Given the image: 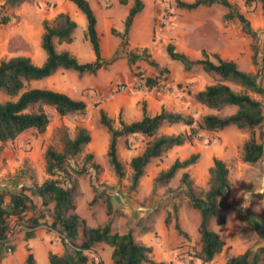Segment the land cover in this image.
<instances>
[{"label": "trees", "instance_id": "trees-1", "mask_svg": "<svg viewBox=\"0 0 264 264\" xmlns=\"http://www.w3.org/2000/svg\"><path fill=\"white\" fill-rule=\"evenodd\" d=\"M25 1L5 0V4L15 7ZM69 1L85 17V38L93 51L94 60L80 63L67 51H55L52 39L69 42L71 31L75 27V22L66 14L58 13L51 21L42 20L43 32L40 47L46 57L41 65H35L26 55L0 58V94L4 96V99L0 100V145L12 141L29 129L42 134L50 121V113L64 116L82 115L85 112L83 101L73 99L62 92L31 87L30 81L47 77L58 68L74 70L79 74L94 73L98 68L114 60V57L110 59L100 57L95 16L88 2L86 0ZM132 1L123 21L122 32L110 30L111 34L119 37L121 47L126 44L127 32L134 15L142 8L141 0ZM119 2L124 3L125 0H119ZM211 3H218L226 8L227 12L223 14V19H235L241 32L253 41H257V32L228 0H193L191 2L176 0V5L185 9ZM243 4L245 6L257 4L264 23V0H243ZM7 21L8 17L2 15L0 11V24ZM252 49L251 62L261 67L262 63L257 61V55L260 52L255 43ZM165 52L170 59L178 61L185 70L198 65L203 72L212 77L211 83L192 94L197 104L216 112L227 106H233L235 109L225 115L205 113L194 119L191 115L168 111L162 106L158 112L149 115L142 104L139 119L124 122L119 115L117 127L113 126L112 119L99 110V123L108 133L105 154L114 175L117 178L124 176V167L116 150L117 139L126 138L132 134L137 135L143 145L140 152L129 159L128 165L131 170L129 190H135L147 164L152 159L160 158L174 146L199 139L204 131H218L231 126L246 131L248 135L242 142L240 159L249 164L260 160L264 155V132H258L257 135L254 132L262 125L264 113L262 102L255 96L264 97V88L258 81L257 73L243 71L234 61L222 58L216 53L208 55L204 50L200 51V58L194 60L175 51L170 43L166 44ZM138 59L145 60L149 65L158 68L157 63L149 59L144 50L139 53L131 51L127 53L128 64ZM158 82L159 79L156 78L144 79L148 89L157 85ZM226 82L238 86L239 90H232ZM172 124H181L188 128L176 134L158 133L162 125ZM58 131L61 148L56 150L49 145L45 147L43 153L44 170L49 178L44 179L40 185H22L17 191H0V261L6 253H12L15 249L13 239L9 238L10 235L21 231L24 240L32 238L34 230L44 224V216L49 214V228L62 235L63 247L66 246L64 241L66 240L71 249L70 251L63 249L62 253L48 250L47 264H103L101 261L89 260L83 253L92 250L99 242L111 248L110 264H164L154 262L150 258V248L135 241L130 231L123 234L112 232L110 221L102 226L89 227L75 212L76 186L68 180V174L60 170L68 159L81 152L83 146L89 141V134L83 126H76L72 136H69L64 127ZM91 156V154H85V159L88 160ZM197 159V153H191L181 160L174 159L166 169L158 172L153 182L167 183L177 170L194 164ZM211 162V166L207 169V188L202 195L195 192L192 180L186 171L180 174L178 185L188 197L190 205L199 212L197 225L199 239L195 257L203 263H209L221 251L223 245L218 233L208 227L209 221L213 219L217 225H222L224 223L222 210L230 207L227 201L230 193L228 168L223 160L215 156L212 157ZM92 165L93 168L98 167V164ZM61 177L64 182L61 181ZM31 196L39 198L38 205L32 201ZM107 198L108 195L105 196V199ZM106 207L108 211L109 205L107 204ZM167 215L165 223H167ZM174 228L177 233L186 235L179 229L177 221L174 222ZM25 251L23 264H36L30 249L25 247ZM225 264H264V244L255 249H246L238 255L228 256Z\"/></svg>", "mask_w": 264, "mask_h": 264}, {"label": "crops", "instance_id": "crops-1", "mask_svg": "<svg viewBox=\"0 0 264 264\" xmlns=\"http://www.w3.org/2000/svg\"><path fill=\"white\" fill-rule=\"evenodd\" d=\"M86 1L95 16V30L98 37L100 57L102 59H110L116 56V58L106 66L98 68L94 73L85 72L79 74L72 70L77 73L73 74L70 69L58 68L47 77L30 81V86L62 92L73 99L81 100L85 103L84 115H80L82 118L81 126L89 134L86 153L92 156H99V154L106 155L105 152L108 143V133L99 123V110H102L108 118L112 119L113 124L117 123L119 115L124 122L139 119L142 104H144L145 110L149 115L158 112L161 106L166 110L185 113L182 100L173 98L174 104L173 108H171L169 107L170 101L167 95L152 88L146 89L141 85L132 91L115 92L113 90V86L116 83L125 82L132 84L137 81L142 82L146 77L162 79L163 82L170 84L173 81H178L182 77H186L187 74L185 73H188L189 70H185L182 66L180 67L174 62L175 60L167 56L165 52L166 44H172L175 51L183 53L192 60L200 58V51L204 50L208 55L210 53H216L222 58L233 61V58L224 50L228 46L232 48L237 44L236 39L229 34L231 29L229 23L232 21L223 19L224 12L215 6L216 3L199 5L193 9H185L178 7L176 0H141L142 8L134 15L127 32L126 44L124 48H121L119 46V38L111 34L110 30H122L124 17L133 1L125 0L124 3H120L119 0ZM180 1L191 2L193 0ZM37 2V5H34V9L30 11L33 17L38 18L37 20L35 19L36 22L33 28H29L28 24L22 28V37L25 41L26 49L20 53H6L7 56H4L5 54L1 52L2 41L0 40V58L26 55L35 65H41L46 57L40 47V38L43 32L41 22L42 20L51 21L56 14L64 13L69 19L75 22V27L71 31V40L69 42H60L56 38L52 39L55 51H67L80 63L92 62L94 60V54L84 33L86 20L76 6L69 0H39ZM228 2L233 4L234 0H228ZM112 5H114V10L110 9ZM116 9L119 12L118 14L115 13ZM160 16H163V18L159 21L158 18ZM204 28L208 30L211 28L213 34L218 38L209 40L208 37H203L202 32ZM77 30L82 33L80 35L81 41L76 40L74 36ZM141 50L145 51L149 59L157 63L158 68H154L142 59L135 60L131 64L127 63V53L129 51L139 53ZM207 84L209 83L205 85ZM205 109L209 110V112L211 111L210 109ZM90 124L92 125V129H95L94 131L90 130ZM161 127V134L181 133L188 128L181 124L162 125ZM229 128L231 129L232 127L226 129ZM226 129L217 131L215 134L224 136ZM27 131L32 130H26L12 141L7 142L10 143V146H7L10 150L4 147L3 152L0 153L1 158L2 156L11 155L12 151H14L16 158L19 156V160L15 159L13 167L11 164L7 165L9 168L0 167V177L5 175L11 177L15 173V169L22 162L20 156L22 158L24 156H43L45 145L42 144L40 136L30 137L28 140L23 141L25 136H29L30 134ZM118 139L117 142L119 141ZM25 146L27 149L24 152L23 147ZM172 148L187 150V155L178 158L179 160L187 157L191 153L198 154L197 161L184 169H180L181 171H186L192 178L207 174V169L211 166V159L213 157L208 156V153H212L213 150H202L198 139H194L191 142H184ZM116 150H119L117 143ZM139 152L128 150V156L131 157ZM214 156L223 160L226 164L230 160V156H224L223 154L221 156ZM12 160L9 159L8 164L12 163ZM30 161L33 163L31 158H29ZM156 174L155 172H146L145 168L143 176L140 177L135 187L134 195L132 194L130 195V199H126L129 201L125 204V207L129 210L128 214L138 217V219H146L144 226L131 234L135 241L150 248V258L154 262L179 264L180 259L189 254L190 249H192L191 246H195L198 249L199 234L196 236L185 228L184 224L187 223L185 216L183 218H178L177 216L176 218L179 229L186 234L185 236L177 233L173 221H167L165 223V214L169 210L164 204L172 198L171 195L174 192L162 194L163 187L154 189L152 184ZM32 181L35 185H40L43 179L40 176L39 179L33 176L30 180L25 177L17 178L13 176V179L10 181L0 182V191H17L20 186L30 185ZM31 199L35 204H39L38 197L31 196ZM138 203L143 204L140 205ZM157 207L159 209L155 211ZM163 208L166 210L165 213L161 212ZM153 212L157 213L151 215ZM43 235L39 229H35L32 238L22 239L20 241L30 249L36 264H40L39 258L41 264H47L49 241ZM221 240L223 242L221 251L209 263H203L197 257L193 256L191 264H225L228 256L238 255L246 249H255L257 246L264 244L263 238V240L261 239L255 242L253 246H247L244 237L237 236L234 233L230 234L228 230L225 231V238ZM17 242L15 240V249L12 252L14 257H16L14 262L23 264L25 254H23L20 246L17 245ZM55 249V252L58 253L59 247ZM110 252L111 248L108 245L99 242L92 250L84 251L83 253L88 255L89 260L93 259L95 262L101 261L103 264H110ZM3 260L4 258L1 259L0 264H7Z\"/></svg>", "mask_w": 264, "mask_h": 264}, {"label": "rangeland", "instance_id": "rangeland-1", "mask_svg": "<svg viewBox=\"0 0 264 264\" xmlns=\"http://www.w3.org/2000/svg\"><path fill=\"white\" fill-rule=\"evenodd\" d=\"M37 1L39 0H26L18 6L10 7L5 4V0H0V11L2 12V15H6L8 17V21L6 23L0 24V40L2 41L1 52L5 54L4 56H7L6 53L15 54L26 49V44L22 37V28L26 24H28L29 28H33L34 23L38 18L33 17L30 11L34 9V5H37ZM233 5L249 21L251 28L257 32V41H253L250 37L242 33L238 22L233 19L230 20L233 23H229V25H231L229 34L231 37L233 36V38L236 39L237 44L232 48L228 46L224 50L233 58V61L239 69L257 73L258 81L264 88V23L259 6L257 4L245 6L243 4V0H234ZM215 6L224 13L227 12V9L220 4L216 3ZM110 9L114 10V5H112ZM115 11L116 14L119 13L117 9ZM158 20H161V16ZM122 30L117 32H122ZM202 34L203 37H208L209 40H215L218 38L213 34L211 28H209V30L204 28ZM80 35H82L81 31L77 30L74 35L76 40L81 41ZM114 36L119 38L116 35ZM148 37L150 40V35ZM254 43L260 52V54L257 55V61L262 63L261 67L258 64L253 65L251 62L253 50L252 45ZM113 57L114 59L116 58V56ZM174 62L180 67L182 66L178 61L176 62L175 60ZM188 70V73H185L187 74L186 77H182L178 81H173L171 84L165 83L162 79H159L160 82L164 83V88L160 92L167 95V98L170 101L169 107L173 108V98H178L183 101L182 105L183 110L185 111L184 114L191 115L194 119H197L200 115L208 113L209 110L197 105L192 98V94L206 83H211L213 79L210 75L204 73L198 65H194ZM71 72L73 74H77L72 70ZM226 83L232 90H239L238 86L233 83ZM255 97L262 102L264 113V97ZM3 99L4 96L0 94V100ZM234 109L235 108L233 106H227L218 112L213 110L210 112L225 115L233 112ZM50 114V121L47 124L45 131L42 134H37L34 131H27L30 134L29 136H25L23 141L28 140L30 137L40 136L41 142L45 145V147L50 145L56 150H59L61 148V144L59 141L60 133L58 130L61 129V127H64L69 136H72L74 134L75 127L81 126L82 118L80 114H71L59 117L54 115V113ZM113 125L118 126V123H114ZM90 126V130L94 131L95 129H92L91 124ZM161 131L162 127L158 129V133L160 134ZM215 132L217 131L202 132L198 142L202 150H213L212 153H208V156H221V154L224 156H230V160L227 164L225 163L228 168V180L230 182V193L227 198L230 207L222 210V214L224 216V223L222 225H217L215 221L211 219L208 227L217 232L221 239L225 238V231L228 230L230 234L234 233L237 236L244 237L246 239L245 244L247 246H253L255 242L260 241L261 239L263 240L264 238V155L260 160L253 164L242 162L240 159V148L248 133L243 130H238L235 127L226 129L224 136L216 135ZM258 132H264V120L262 125L255 129V135H257ZM118 140L117 146L119 150H117V154L124 167V176L122 178H117L114 175L106 155L99 154V156H91L88 160L85 159V154H89L86 153L88 145H84L80 153L73 158L68 159L60 171L67 173L68 180L76 186L77 191L74 196L76 206L75 212L85 220L87 226H102L110 221V228L112 232L123 234L130 231L131 233H134L144 226L146 219H138V217L129 215V210L125 207V204H127L126 202H129L126 199H130V195L134 193V190H129L131 170L128 165V159L130 157L128 156V150L139 152L142 149L143 144L140 141V138L136 135H130L127 138L122 137ZM7 146H10V143L0 145V153L3 152V148ZM26 149V146L23 147L24 152ZM7 150H10V148ZM186 155L187 150L185 149H169L160 158L152 159L146 166V172H155L158 174L159 171L166 169L175 158H182ZM20 158L22 162L19 167L15 169V173H13L11 177L6 175L0 177V182L10 181L13 179V176L17 178L25 177L29 180L33 176L38 179L40 176L43 180L49 178L44 170L43 156H24L23 158L20 156ZM29 158L32 159L33 163H31V161L29 162ZM9 159L13 160L12 163L8 164ZM15 159L19 160V156L16 158L14 151H12L11 155L2 156L0 159V167L6 168L8 167L7 165L10 164L13 167ZM203 159L206 161L205 158ZM93 163L99 164L98 167L93 168ZM182 172L183 171L179 169L167 183L153 182L152 186L154 189L163 187L162 194L174 192L171 195L172 198L164 204L169 210L166 212V214H168L167 221L175 222L177 216L178 218H183L185 216L187 219V223L184 224L185 228L189 232L198 236L196 225L197 221H199V212L190 205L188 197L181 189L179 190L178 188L179 178ZM207 176V174L197 178L189 176L192 180L195 192L198 195H202L207 188ZM60 179L64 182L63 177ZM32 184L35 183L32 181ZM106 195H108L107 199H105ZM93 198L94 200H92ZM107 204L109 205L108 211L106 207ZM138 204L142 205L143 203ZM157 209L159 208L157 207L155 211ZM165 211L166 210L164 208L161 210L163 213H165ZM156 213L157 212H153L151 215H155ZM49 222V214H46L44 216V224L36 228L39 229L41 234H44V238L49 241V251L55 252L56 247H59V250L57 251L58 253H62L63 249L70 251L71 246L66 240H64L66 246L63 247V242L61 241L62 235L60 236L56 231L51 230L49 228ZM21 236V231L16 232L12 241L15 243V240H17V245L20 246L23 254H25L26 245L20 242L23 239ZM191 248L192 249H190L189 254L191 256H195L197 249L195 246H191ZM86 256L88 255L86 254ZM3 258V262H6L7 264L15 263L14 261L16 260L13 253H6ZM39 263L41 264L40 258Z\"/></svg>", "mask_w": 264, "mask_h": 264}, {"label": "built area", "instance_id": "built-area-1", "mask_svg": "<svg viewBox=\"0 0 264 264\" xmlns=\"http://www.w3.org/2000/svg\"><path fill=\"white\" fill-rule=\"evenodd\" d=\"M163 18V16H161V19ZM143 88L148 89V87L145 85L144 80L142 82L137 81L136 83H132V84H127V83H116L113 86V90L115 92H124V91H132L135 90L136 88H138L139 86H141ZM153 90H156L158 92H160L163 88H164V83L163 82H158L157 85L152 86L151 87ZM150 89V88H149ZM14 234L10 235L9 238H13ZM193 261V256H189L185 255L180 259L179 264H191Z\"/></svg>", "mask_w": 264, "mask_h": 264}]
</instances>
